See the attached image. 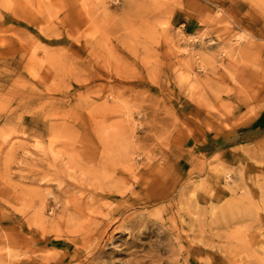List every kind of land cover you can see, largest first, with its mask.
Listing matches in <instances>:
<instances>
[{
  "label": "rangeland",
  "instance_id": "rangeland-1",
  "mask_svg": "<svg viewBox=\"0 0 264 264\" xmlns=\"http://www.w3.org/2000/svg\"><path fill=\"white\" fill-rule=\"evenodd\" d=\"M0 264H264V0H0Z\"/></svg>",
  "mask_w": 264,
  "mask_h": 264
},
{
  "label": "bare ground",
  "instance_id": "bare-ground-1",
  "mask_svg": "<svg viewBox=\"0 0 264 264\" xmlns=\"http://www.w3.org/2000/svg\"><path fill=\"white\" fill-rule=\"evenodd\" d=\"M145 228H146V227H145ZM94 253H95V252H94ZM91 255H92V254H91ZM91 255H90V256H91ZM86 257H87V256H86ZM87 259H88V258H87ZM87 259H86V260H87Z\"/></svg>",
  "mask_w": 264,
  "mask_h": 264
}]
</instances>
